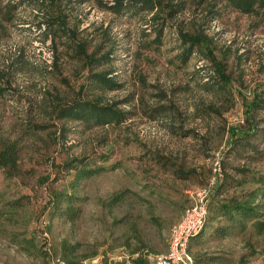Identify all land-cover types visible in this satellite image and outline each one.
<instances>
[{"label":"rangeland","instance_id":"1","mask_svg":"<svg viewBox=\"0 0 264 264\" xmlns=\"http://www.w3.org/2000/svg\"><path fill=\"white\" fill-rule=\"evenodd\" d=\"M33 1L0 0V156L11 149L16 159L0 165V264H125L135 247L132 258L154 264L189 191L209 184L215 163L223 187L211 190L189 254L194 264H264V232L246 224L218 237L214 229L228 223L210 211L244 199L256 187L250 176L264 175V10L241 13L223 0H160L153 8L54 0L56 11ZM52 8L67 15L88 54L108 61L90 68L75 59L68 37L48 34ZM184 36L201 41L189 56ZM100 72L116 87L88 85ZM96 96L125 120L94 127L58 115ZM82 160L113 169L79 183L75 222L50 217L51 193L67 191L66 167Z\"/></svg>","mask_w":264,"mask_h":264},{"label":"trees","instance_id":"2","mask_svg":"<svg viewBox=\"0 0 264 264\" xmlns=\"http://www.w3.org/2000/svg\"><path fill=\"white\" fill-rule=\"evenodd\" d=\"M54 0H34L32 4L40 5L45 7L48 4H52V7L58 10L55 6ZM160 0H131V3L137 5H149L150 7H154V3L159 4ZM227 5L233 7L234 9L238 10L241 13H250L254 12L255 9H262L264 10V0H223ZM121 1H117L114 5L118 9H121L123 6L121 4ZM11 8H14L12 5ZM52 8V14L47 16L46 23V30L48 31V34H54L59 35L60 37H68V40L70 41L71 45L68 46V49L71 50V52L74 53L75 59L81 61L83 60L84 64L86 66H96L102 60L108 61L109 57L104 56L100 58H96L95 55L88 54L86 47L83 43H77L76 37H74V34L67 29V22L66 14H60V12H55V9ZM47 33V32H46ZM183 42H187V47L184 50V55L189 56L191 52H193V47L200 44L201 41H199L198 38L195 37H183ZM189 44V45H188ZM218 74L223 79L224 85L228 84V79L224 77L223 70L221 69V66L217 65ZM109 73H96L92 74L87 78V81H89L88 85H91V87H94L95 89H99L101 91L104 90H111L114 87H116L115 81L113 79L108 77ZM256 102H253L249 105V110L255 108ZM115 104L112 105H106L102 102V98L96 96L94 100L91 102L86 100H76L73 101L67 106L60 108L58 111V115L61 119L64 120H71L79 123H84L88 125H92L94 127L97 126H112L117 125L125 120V114L121 113L119 110L115 109ZM252 132H247L246 134H241L240 138L247 139L249 138ZM236 130L232 129L230 131V136H235ZM241 141V140H239ZM74 162L77 163V165H74ZM73 165L69 163V165L66 167V170L72 175V179L69 182V188L66 192H59L55 191L52 192L50 195V217L54 218L55 216L58 218L65 219L68 223H73L76 221V219L79 218L80 210L78 207H75V204L78 202V198L73 194L74 190L78 187L79 183L84 180L85 178L92 177L96 174H99V172H102L104 170H111L113 169L112 166L104 167L99 166L95 168L89 167L85 160L83 161H74ZM12 163L14 165L16 163V159L14 158L13 151L11 149L6 150L3 154L0 156V165H8ZM250 181L252 184H254L256 187L252 191H249L248 194L245 195L244 199L234 198L228 201L227 203H219L217 204L216 210L210 208V211L215 212L216 215H221L225 218L228 225L225 227L215 228L213 233L216 234L218 237L224 236L225 234H228L229 231H231L235 227H240L241 231L247 228L246 224H250L252 228L256 230L257 234H262L264 232V221H261V217L263 216L264 212V205L259 202V199H261L264 195V175H251ZM216 190L218 194L220 190H222L223 182L218 179L217 181ZM214 187V188H215ZM119 195L114 196L112 199V204H115L116 202H119ZM210 201V200H209ZM208 208H209V202H208ZM207 219V218H206ZM206 223V220H205ZM203 228L190 239L196 240L203 232ZM189 243V246H190ZM73 248L68 251L66 256H71L73 252ZM189 248V247H188ZM141 249L139 247H135L131 249L129 256L132 259V264H146V261L144 259H141V257L138 258H132L134 255H138ZM65 258V257H64ZM194 260V258H193ZM67 264H75L73 261L66 259ZM194 264V262H193ZM197 264V263H196Z\"/></svg>","mask_w":264,"mask_h":264},{"label":"built area","instance_id":"3","mask_svg":"<svg viewBox=\"0 0 264 264\" xmlns=\"http://www.w3.org/2000/svg\"><path fill=\"white\" fill-rule=\"evenodd\" d=\"M214 175L204 188L189 191V203L183 211L182 218L172 227L168 237V249L154 257V264H193V257L189 254L190 239L196 235L208 216V202L211 190L220 178V164L215 163ZM125 264H132V259L126 257ZM103 264V263H96Z\"/></svg>","mask_w":264,"mask_h":264}]
</instances>
